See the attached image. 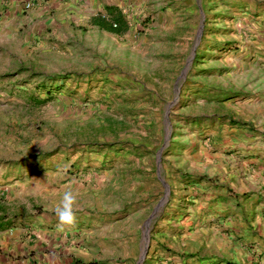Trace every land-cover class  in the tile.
Here are the masks:
<instances>
[{
	"label": "rangeland",
	"instance_id": "rangeland-1",
	"mask_svg": "<svg viewBox=\"0 0 264 264\" xmlns=\"http://www.w3.org/2000/svg\"><path fill=\"white\" fill-rule=\"evenodd\" d=\"M109 11L120 32L93 23ZM261 176L264 0H0V207L19 240L63 264H161L224 231L215 196L262 201ZM235 207L225 231L264 264ZM198 240L195 259L219 256Z\"/></svg>",
	"mask_w": 264,
	"mask_h": 264
},
{
	"label": "crops",
	"instance_id": "crops-1",
	"mask_svg": "<svg viewBox=\"0 0 264 264\" xmlns=\"http://www.w3.org/2000/svg\"><path fill=\"white\" fill-rule=\"evenodd\" d=\"M252 169H249L248 176L255 178L257 177V167H255L254 172H252ZM252 173V174H249ZM260 178H264V176H261ZM249 180L251 185V191H254L258 195H262L264 193V179L261 180ZM254 189V190H253ZM233 189L230 191H218V190H212V193L218 194L221 193L224 196L226 193L228 195H234L231 193ZM236 195V194H235ZM243 195V200L245 202L240 203L237 201L231 202L232 204L227 203L226 201L223 202L220 200V197L215 196L216 200L214 201L211 206V212L213 216L218 217V221L220 223H223L225 228L224 231H215V234L212 235H203L199 230H196L195 233H190V238H193L191 241H184L177 243L175 250H173V254H171L169 257L166 256V260L161 261V264H234L235 257L237 255H240L242 257H245L243 259V262L240 263L238 260L235 264H257L256 262V254L252 253V250L250 252L244 251V249L236 248L234 245H237L236 240L231 235V232L229 230L225 229L227 228V225L234 223V216L231 215V213L235 214L233 210L228 211L227 208H238L243 209L242 211V219L244 223H242L246 229L244 230L247 239L252 243L250 246H255L257 243H259L262 238L264 239V207H259L258 205L264 204V195L262 201H248L246 202V198ZM211 204V203H210ZM221 206L222 210H219ZM225 206V207H224ZM198 208V207H197ZM214 209L215 211H212ZM223 209H227V211H224ZM258 209V210H257ZM263 209V210H262ZM208 214V213H206ZM212 216V218H214ZM240 217V216H239ZM8 215L1 209L0 207V247L8 249V247H12L11 250H14V253H10L9 255H1L0 253V264H63L62 261H55L52 258H49L48 255H45L42 253V245H41V239H34L33 237H27L23 238L22 241L19 240L20 232L16 228L11 227V220H8ZM211 219V218H208ZM241 219V218H240ZM237 224H241V222H237ZM195 229V228H194ZM187 233V232H186ZM186 235L185 233L181 234ZM203 237L206 241L211 242L213 238H216L215 241H213V249L215 253H219V256H206V257H200L199 260L195 259L196 255H194L192 252L199 248V245L201 244L200 239ZM21 241V242H20ZM44 241V240H43ZM262 242V241H261ZM260 242V243H261ZM207 246V245H206ZM188 247L190 250L188 251ZM211 246L206 247L209 249ZM238 247V246H237ZM173 249V248H172ZM18 255L19 257H16ZM187 255V257H186ZM199 258V257H198ZM191 259L193 260L191 262ZM167 260H169L167 262ZM247 260V261H246ZM172 262V263H171Z\"/></svg>",
	"mask_w": 264,
	"mask_h": 264
},
{
	"label": "clouds",
	"instance_id": "clouds-1",
	"mask_svg": "<svg viewBox=\"0 0 264 264\" xmlns=\"http://www.w3.org/2000/svg\"><path fill=\"white\" fill-rule=\"evenodd\" d=\"M79 194L72 191L67 190L63 193L62 198L55 207L54 212L58 218V228L61 230L65 225H73L77 220V212L79 209L77 208Z\"/></svg>",
	"mask_w": 264,
	"mask_h": 264
},
{
	"label": "trees",
	"instance_id": "trees-1",
	"mask_svg": "<svg viewBox=\"0 0 264 264\" xmlns=\"http://www.w3.org/2000/svg\"><path fill=\"white\" fill-rule=\"evenodd\" d=\"M109 13L112 17L111 18L112 22H110V20L105 21L103 18L97 17L95 20H93V23L101 28H105L115 32H120L121 30H123L125 28V24L120 14L114 13L113 11H109ZM112 24H114V26Z\"/></svg>",
	"mask_w": 264,
	"mask_h": 264
},
{
	"label": "water",
	"instance_id": "water-1",
	"mask_svg": "<svg viewBox=\"0 0 264 264\" xmlns=\"http://www.w3.org/2000/svg\"><path fill=\"white\" fill-rule=\"evenodd\" d=\"M147 240V235L145 234V241ZM146 250V244L144 245L143 253Z\"/></svg>",
	"mask_w": 264,
	"mask_h": 264
},
{
	"label": "built area",
	"instance_id": "built-area-1",
	"mask_svg": "<svg viewBox=\"0 0 264 264\" xmlns=\"http://www.w3.org/2000/svg\"><path fill=\"white\" fill-rule=\"evenodd\" d=\"M28 6V4H25V7H27ZM113 26H114V24H112Z\"/></svg>",
	"mask_w": 264,
	"mask_h": 264
}]
</instances>
